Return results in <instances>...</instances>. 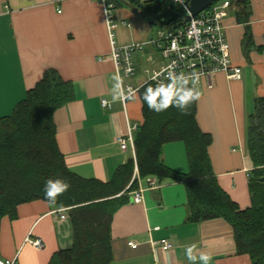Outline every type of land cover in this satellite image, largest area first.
Returning a JSON list of instances; mask_svg holds the SVG:
<instances>
[{
    "label": "crops",
    "instance_id": "obj_1",
    "mask_svg": "<svg viewBox=\"0 0 264 264\" xmlns=\"http://www.w3.org/2000/svg\"><path fill=\"white\" fill-rule=\"evenodd\" d=\"M250 2L248 23L254 45L249 49L245 51L243 45L247 22L239 20L237 3L232 2L223 20L233 63L242 69L241 78L216 73L214 86L200 87L197 101L199 126L213 138L209 155L214 173L242 209L251 205L249 182L254 168L247 148L248 120L255 98L264 96V0ZM112 12L118 23L117 45L146 42L158 27L150 16L117 2ZM146 47L134 54L136 73L125 77V84L141 87L150 75L146 69L164 63L152 45ZM111 49L101 0H0V117L13 112L45 70H58L75 90V99L54 114L59 149L72 171L102 181H110L117 168L134 157L130 146L121 148L117 136L127 135L129 127L137 129L144 120L139 90L126 103L112 99L117 73ZM103 99L111 106L104 107ZM164 160L177 171L189 172L182 141L165 145ZM139 187L144 189L143 201L134 202L131 193L113 216L110 264H192L186 256L189 246H194L197 258L210 253L211 264H252L250 255L238 253L227 220L188 219L184 182L158 181L150 187L148 178H143ZM68 208L62 219L45 200L20 204L17 218L5 216L1 221L0 257L16 258L18 264H49L54 253L74 242ZM28 238L41 239L43 246H33ZM162 239L171 241L172 247L163 249ZM131 241L138 247H131Z\"/></svg>",
    "mask_w": 264,
    "mask_h": 264
},
{
    "label": "trees",
    "instance_id": "obj_2",
    "mask_svg": "<svg viewBox=\"0 0 264 264\" xmlns=\"http://www.w3.org/2000/svg\"><path fill=\"white\" fill-rule=\"evenodd\" d=\"M129 1L158 26L180 25L186 15L182 7L166 0ZM232 2L239 6V20L247 22L243 43L246 51L254 45L248 23L251 2ZM156 84L150 81L139 89L144 120L135 131V157L120 165L110 181H102L82 177L67 166L57 143L54 114L75 99V90L72 81L65 80L58 70H45L13 112L0 117V227L5 216L18 217L20 204L47 201L43 188L48 179L64 180L70 188L57 202L69 207L74 242L54 253L49 264H110L113 216L139 188L140 179L154 176L159 182H184L188 219L200 222L224 218L233 227L238 253L250 255L252 264H264V180H259L264 177V96L255 98L248 120L247 148L254 168L249 182L251 205L242 209L214 173L209 155L213 138L199 126L197 101L190 105L187 114L175 107L160 113L150 111L143 94L148 86ZM183 87L182 82L177 83V88ZM174 141L185 144L188 173L171 168L164 160L165 145Z\"/></svg>",
    "mask_w": 264,
    "mask_h": 264
},
{
    "label": "built area",
    "instance_id": "obj_3",
    "mask_svg": "<svg viewBox=\"0 0 264 264\" xmlns=\"http://www.w3.org/2000/svg\"><path fill=\"white\" fill-rule=\"evenodd\" d=\"M166 1L182 7L186 14H191L188 9L189 0ZM101 2L105 8L108 32L112 44L110 56L114 60L116 73L120 75L122 80L136 73L134 54L137 51L144 50V46L146 45H152L158 51L164 63L157 69L151 71L146 69L150 75L143 85L150 81L162 82L163 84L169 82L167 77L170 75V68L177 76L180 73H184L185 75L191 73L199 74V83L197 85L199 91V88L202 86L212 88L215 83V74L218 72H224L230 78H241L242 69L233 63L231 45L225 34L223 23L227 10L232 5L230 0H216L197 15L191 14V19L186 23L175 26H158L148 41L128 45L116 44L115 30L118 27V23L114 20L112 12L115 1L101 0ZM123 85L126 91L131 88L135 90V93L143 86L135 87L125 84L124 81ZM102 103L104 107L111 106L110 102L106 99H103ZM135 129L136 126H131L127 135L119 134L117 136V142L122 149H127L130 146L135 152ZM135 173H138L137 165L135 166ZM147 178L150 187L157 186L158 179L156 177L151 176ZM143 191L144 189L141 187L133 191L132 200L136 203L142 202L144 199ZM66 210L67 207L58 210L61 213L62 219H66L67 217L64 213ZM27 241L38 248L43 246L42 240L39 238H28ZM160 243L165 250L172 247V243L168 239H162ZM129 245L133 248L138 247V243L133 241L129 242ZM0 264L18 263L17 259L13 258L0 259Z\"/></svg>",
    "mask_w": 264,
    "mask_h": 264
},
{
    "label": "clouds",
    "instance_id": "obj_4",
    "mask_svg": "<svg viewBox=\"0 0 264 264\" xmlns=\"http://www.w3.org/2000/svg\"><path fill=\"white\" fill-rule=\"evenodd\" d=\"M170 75L167 77L169 83L164 85L158 82L155 87L151 85L145 89L143 99L147 103L150 111L160 113L166 111L169 107L177 108L182 114H187L190 105L201 98V92L198 90L199 74L191 73L185 75L180 73L179 76L175 74L171 68ZM116 81L114 86L113 101L124 102L135 98V90L129 88L127 91L124 88L123 80L117 73L113 76ZM182 82L185 87L177 88V83ZM191 82L192 87H186ZM264 167V166H262ZM70 185L61 179H48L44 184V195L48 202V206L54 210L63 208V205L58 204V197L67 192ZM194 246H189L186 249V256L192 264H196L199 259L200 264H211L212 255L210 253H200L199 257L193 255Z\"/></svg>",
    "mask_w": 264,
    "mask_h": 264
},
{
    "label": "water",
    "instance_id": "obj_5",
    "mask_svg": "<svg viewBox=\"0 0 264 264\" xmlns=\"http://www.w3.org/2000/svg\"><path fill=\"white\" fill-rule=\"evenodd\" d=\"M121 4L126 5L138 12H141V9L134 5L129 0H118ZM216 0H189L188 1V9L192 15H197L203 9L207 8ZM191 14H186L183 20V23H186L191 19ZM259 180H264V177H260Z\"/></svg>",
    "mask_w": 264,
    "mask_h": 264
},
{
    "label": "rangeland",
    "instance_id": "obj_6",
    "mask_svg": "<svg viewBox=\"0 0 264 264\" xmlns=\"http://www.w3.org/2000/svg\"><path fill=\"white\" fill-rule=\"evenodd\" d=\"M145 48L147 49L148 47L144 46V51L146 50ZM149 49H150V48H149ZM153 52H154V51H153ZM155 52H156V50H155Z\"/></svg>",
    "mask_w": 264,
    "mask_h": 264
}]
</instances>
